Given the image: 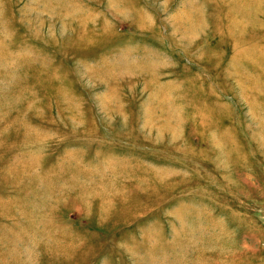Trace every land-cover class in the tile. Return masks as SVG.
<instances>
[{
	"label": "rangeland",
	"instance_id": "1",
	"mask_svg": "<svg viewBox=\"0 0 264 264\" xmlns=\"http://www.w3.org/2000/svg\"><path fill=\"white\" fill-rule=\"evenodd\" d=\"M0 264H264V0H0Z\"/></svg>",
	"mask_w": 264,
	"mask_h": 264
}]
</instances>
